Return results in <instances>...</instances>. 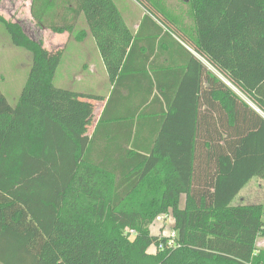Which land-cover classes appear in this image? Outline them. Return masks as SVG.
I'll return each instance as SVG.
<instances>
[{"label": "trees", "instance_id": "1", "mask_svg": "<svg viewBox=\"0 0 264 264\" xmlns=\"http://www.w3.org/2000/svg\"><path fill=\"white\" fill-rule=\"evenodd\" d=\"M139 1L148 42L167 35L187 59L162 113L105 109L92 132L101 98L56 87L62 51L0 16L32 58L14 105L0 90L1 264H264L262 206L236 202L264 180V0H188L190 27ZM30 13L55 33L83 15L111 78L140 41L112 0H31ZM111 123L127 126L112 142ZM167 214L175 246L158 249L150 226Z\"/></svg>", "mask_w": 264, "mask_h": 264}, {"label": "crops", "instance_id": "2", "mask_svg": "<svg viewBox=\"0 0 264 264\" xmlns=\"http://www.w3.org/2000/svg\"><path fill=\"white\" fill-rule=\"evenodd\" d=\"M112 1L118 8L130 32L136 35L139 31L138 35H140V41L136 43V46L132 48L130 53V46L127 48L121 63L116 66L117 71L115 75L111 78L100 49L83 15L78 18L72 30L63 31L61 33L53 32V34L60 36V40L54 41L52 45L55 46V48L60 47L62 51L63 74L69 77L67 78V82H72L71 78L79 82L84 79L85 74L94 76L85 77V83L88 85H85L83 89H78L76 91L72 89L73 85H68L65 89L79 93H90L101 98L96 101L100 104L96 122L105 109H107L106 116L113 120H115L116 117L131 116L135 112H139L143 109L149 114H160L167 107V103L163 100V92L166 90V92L170 93L174 90L176 78L180 76L181 66L184 63V59L187 58L180 47L174 44L167 35H164L163 39L164 41L168 39V45H166L164 41L163 43H158L161 35H159L154 43L148 42L147 33L150 31V27L147 26V22L144 26H141L143 17L147 14L143 7L140 6L143 10L135 11V7L132 4L133 2L129 0ZM29 4L31 5V0H29ZM30 5V19H32L33 23L36 25L35 28L42 29L32 18ZM77 32L85 36L83 38L78 36L77 38ZM169 34L174 40L178 41L204 63V60L185 43H182L176 35L170 32ZM73 44H75V48ZM76 61H78L79 65L76 64ZM83 61L86 63V69L85 66L82 68L80 65ZM86 70L88 72H86ZM89 84H92V89L94 91H90ZM96 89H98V91ZM109 99H111L108 104L109 106L106 107V103ZM128 118L127 121H131L130 117ZM96 122L93 124L90 131L88 129L89 132H92ZM119 123H111L105 128H100V130L105 133L110 132V142L114 141L113 139L115 138L119 140L122 132L124 130L127 131V126L116 125ZM113 132L115 134L112 136ZM107 137L109 136H106V138Z\"/></svg>", "mask_w": 264, "mask_h": 264}, {"label": "rangeland", "instance_id": "3", "mask_svg": "<svg viewBox=\"0 0 264 264\" xmlns=\"http://www.w3.org/2000/svg\"><path fill=\"white\" fill-rule=\"evenodd\" d=\"M129 1L133 2L132 4L135 7V11L143 10L141 9V7L143 6L139 0ZM160 2L165 11L174 16L175 22H181L184 26L187 27H190L192 25V18L190 15L189 6L187 4L188 0H160ZM29 5V0H1L0 16L6 20L18 22L29 37L35 40H41L43 46L46 49L50 51L61 50L60 47L55 48V46L52 45V43L54 44V41L60 40V36L53 34L51 30L45 28H35L36 25L33 23L32 19H30ZM144 10L147 12V9L144 8ZM76 34L81 38L85 36L80 32H77ZM73 47L75 48V44H73ZM31 59L32 58L29 51L24 48L15 46L11 42L8 32L0 23V90L11 105H14L16 103L21 89L26 81L31 65ZM76 64L79 65L78 61H76ZM80 65L83 68L86 65L85 61L81 62ZM62 66V59H60V64L53 78V84L56 87L66 88L68 85H73L72 89L77 91L78 89L85 88V85H88L87 83H85L86 76L94 77L91 74H85L84 79H82L81 81H74V78H71L72 82L68 83L67 78L69 77H67L66 75V77L64 76ZM86 72L88 71L86 70ZM89 85L90 91H94L92 89V84ZM96 90L98 91V89ZM91 104L92 108L90 111V125L88 128L89 131L91 130L93 124L96 122L100 105L94 100H92ZM182 202L183 197L181 198V203ZM236 202L244 204H260L262 206V220L264 221V180L253 178L242 189L236 199ZM159 217L156 218L153 224L150 226V232L153 234L160 233L166 236L170 233L173 227L172 217L170 214L159 215ZM257 239V248L264 249V237H258ZM149 250L154 252V246Z\"/></svg>", "mask_w": 264, "mask_h": 264}, {"label": "built area", "instance_id": "4", "mask_svg": "<svg viewBox=\"0 0 264 264\" xmlns=\"http://www.w3.org/2000/svg\"><path fill=\"white\" fill-rule=\"evenodd\" d=\"M175 236H176V233L173 230H171L170 233L166 235V242H160L157 248L163 249V248L174 247L175 246Z\"/></svg>", "mask_w": 264, "mask_h": 264}]
</instances>
